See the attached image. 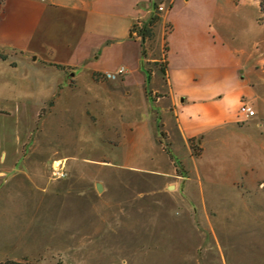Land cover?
<instances>
[{"label":"rangeland","instance_id":"374dc122","mask_svg":"<svg viewBox=\"0 0 264 264\" xmlns=\"http://www.w3.org/2000/svg\"><path fill=\"white\" fill-rule=\"evenodd\" d=\"M238 3L241 8L234 15L241 17L236 24L243 35L240 44L251 54L247 71L264 97V24L257 21L256 0ZM145 49L147 58H161L154 43L147 41ZM161 63L145 60L144 67L152 75ZM25 71L24 66L15 71L17 80H23ZM161 75L156 74L157 82L150 84L152 103L141 92L123 101L125 108L120 101H114L116 108L100 102L105 112L118 119L117 132L106 131L98 111L83 102L81 85L74 91L55 84L51 89V74L46 78L49 91L45 77H35L32 90L27 91L30 99L11 107L10 115H0V150L36 152L28 162L6 165L7 173L0 178V260L27 259L38 264L264 263V241L253 243L249 232L238 226L239 214H249L256 206L254 201L260 200L257 190L263 189L257 188L256 181L264 180V149L257 147L252 154L246 148L243 134L247 127L232 129L223 141L204 145L199 155L195 142L190 143L193 156L172 148L158 114V107H166L167 99L154 102L165 91ZM155 83L158 90L153 92ZM74 94L79 100H69ZM149 102L157 133L150 128ZM131 105L138 110L125 115ZM119 109L130 119L121 121ZM260 110L264 112V103ZM56 156L66 159L51 160ZM59 162L64 163L66 176L55 178L52 170ZM174 167L177 174H187L186 193L166 189L168 179L154 171H175ZM240 167L247 172L241 174ZM249 177L255 180L253 188L233 185ZM97 182L102 184L100 192ZM202 196L208 206L211 201L217 203L211 226L200 209ZM176 197L190 198L191 211L175 205ZM240 198L248 202L247 207L238 204Z\"/></svg>","mask_w":264,"mask_h":264},{"label":"crops","instance_id":"0c3cea01","mask_svg":"<svg viewBox=\"0 0 264 264\" xmlns=\"http://www.w3.org/2000/svg\"><path fill=\"white\" fill-rule=\"evenodd\" d=\"M238 2L163 0L159 5L164 10L158 11L160 18L153 28L152 41L161 58L149 59L142 55L140 37L131 28L140 26L152 13L153 0H0V115H10L11 107L30 99L27 91L32 90L35 77L46 79L51 74L53 82L46 79L44 83L48 91L49 81L51 89L55 84L74 91L81 85L83 102L98 111L106 131L117 132L118 119L105 112L100 102L116 108L114 101H120L125 108L123 101L131 100L138 92L151 101L150 84L157 82L155 75L161 72L152 70L148 79L144 61H162L165 91L154 102L167 99V106L158 107V114L162 115L172 148L193 156L190 143L195 142L199 155L204 145L223 141L232 129L247 127L243 134L246 148L252 154L257 147L264 149V112L260 110L264 97L247 71L251 54L240 44L243 35L236 24L241 17L234 15L241 8ZM21 66L26 71L23 80L18 81L15 71ZM119 67L124 68L123 74L110 77ZM156 84L153 92L158 90ZM68 98L79 100L77 94ZM242 102L252 106L254 116L243 119L238 115ZM136 109L133 105L126 108L129 113L119 109L121 121L124 117L130 119L124 112L131 116ZM148 109L150 128L157 133L150 102ZM251 127L260 132L251 131ZM35 153V149L26 148L0 150V178L7 173L6 165L28 162ZM65 159L51 158L55 162ZM6 161L8 164H4ZM240 168L241 174L248 170ZM174 169L154 171L168 179L166 189L186 193L187 174H177ZM254 181L249 177L233 185L241 183L250 189ZM256 182L257 188L263 189L257 190L260 200L254 201L256 206L249 214H239L238 226L260 245L264 241V180ZM188 201L191 203L190 198L176 197L175 205L191 211ZM210 203L208 206L207 199L201 197L200 209L208 224L217 205L215 201ZM238 204L247 207L248 202L240 198ZM193 209L197 212L196 207ZM200 233L204 234L202 230Z\"/></svg>","mask_w":264,"mask_h":264},{"label":"trees","instance_id":"16d2710c","mask_svg":"<svg viewBox=\"0 0 264 264\" xmlns=\"http://www.w3.org/2000/svg\"><path fill=\"white\" fill-rule=\"evenodd\" d=\"M163 0H153L152 6H153V11L152 13L148 16V18L140 25V26H133L131 28L132 31H136L137 35L140 37V44L142 47V55L146 57V49H145V43L147 41L152 42L154 39V31L153 28L156 24V22L159 20V15H158V6ZM258 3L260 15L257 18V21L259 23L264 24V0H256ZM166 48V45L164 49ZM0 56H3L2 52L0 51ZM159 70L162 74L165 72V62L161 63L159 66ZM151 77V71L148 70V75L147 78L149 79ZM170 157H172L170 155ZM0 264H38L37 262H33L30 260H14V259H6V260H0Z\"/></svg>","mask_w":264,"mask_h":264},{"label":"built area","instance_id":"2783aa9c","mask_svg":"<svg viewBox=\"0 0 264 264\" xmlns=\"http://www.w3.org/2000/svg\"><path fill=\"white\" fill-rule=\"evenodd\" d=\"M158 10L159 11H162L164 10V6L163 5H159L158 6ZM124 72V68L123 67H119L115 73H112V74H109L110 77H116L117 75H120V74H123ZM238 115L241 117V118H248V117H252L255 115V110L252 108V106L248 103V102H242L240 105H239V108H238ZM64 163H58L56 166L53 167V170H52V175L53 177L55 178H62V177H65L66 176V172L64 170Z\"/></svg>","mask_w":264,"mask_h":264},{"label":"water","instance_id":"95a60500","mask_svg":"<svg viewBox=\"0 0 264 264\" xmlns=\"http://www.w3.org/2000/svg\"><path fill=\"white\" fill-rule=\"evenodd\" d=\"M131 35V33H130ZM169 188H172V185L169 186ZM96 190L100 192L102 190V184L100 182L96 183Z\"/></svg>","mask_w":264,"mask_h":264}]
</instances>
